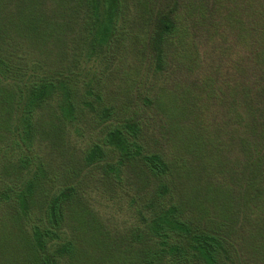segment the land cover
Listing matches in <instances>:
<instances>
[{
  "label": "trees",
  "instance_id": "trees-1",
  "mask_svg": "<svg viewBox=\"0 0 264 264\" xmlns=\"http://www.w3.org/2000/svg\"><path fill=\"white\" fill-rule=\"evenodd\" d=\"M232 1L0 0V264H264V0Z\"/></svg>",
  "mask_w": 264,
  "mask_h": 264
},
{
  "label": "rangeland",
  "instance_id": "rangeland-1",
  "mask_svg": "<svg viewBox=\"0 0 264 264\" xmlns=\"http://www.w3.org/2000/svg\"><path fill=\"white\" fill-rule=\"evenodd\" d=\"M207 2H216V0H207ZM220 2H226V4H230L229 2H233L232 0H220ZM125 98V95H123ZM91 190H93L92 192V196L95 197V199L98 202V207L102 208V210H105L109 215L110 218L113 217V214H116V216L118 218H114L112 219V222L114 223V225H120L121 227H126L130 224V222H127V216L124 215V212H119L115 210L114 206L111 204V202H109V199L103 198L105 196H102V191L103 190H98V191H94L96 189V185L95 184H90L89 187ZM94 188V189H93ZM110 219V220H111ZM11 228H8L7 225L0 223V230H10ZM4 232V231H3ZM3 232H0V242H2L3 236L5 237V234Z\"/></svg>",
  "mask_w": 264,
  "mask_h": 264
}]
</instances>
